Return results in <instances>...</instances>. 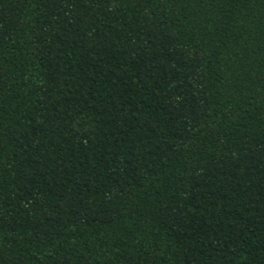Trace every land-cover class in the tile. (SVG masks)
<instances>
[{
	"label": "trees",
	"instance_id": "trees-1",
	"mask_svg": "<svg viewBox=\"0 0 264 264\" xmlns=\"http://www.w3.org/2000/svg\"><path fill=\"white\" fill-rule=\"evenodd\" d=\"M0 264H264V0H0Z\"/></svg>",
	"mask_w": 264,
	"mask_h": 264
}]
</instances>
